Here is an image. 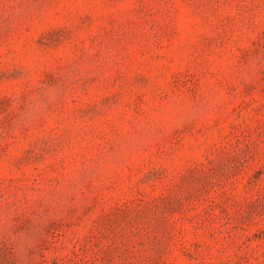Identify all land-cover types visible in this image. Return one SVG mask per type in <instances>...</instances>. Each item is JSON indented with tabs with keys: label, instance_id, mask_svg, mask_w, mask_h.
<instances>
[{
	"label": "rangeland",
	"instance_id": "rangeland-1",
	"mask_svg": "<svg viewBox=\"0 0 264 264\" xmlns=\"http://www.w3.org/2000/svg\"><path fill=\"white\" fill-rule=\"evenodd\" d=\"M0 264H264V0H0Z\"/></svg>",
	"mask_w": 264,
	"mask_h": 264
}]
</instances>
